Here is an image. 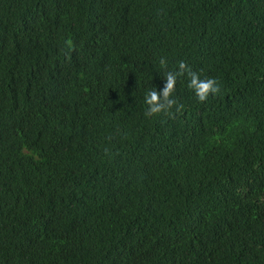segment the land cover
Returning a JSON list of instances; mask_svg holds the SVG:
<instances>
[{
  "label": "trees",
  "instance_id": "16d2710c",
  "mask_svg": "<svg viewBox=\"0 0 264 264\" xmlns=\"http://www.w3.org/2000/svg\"><path fill=\"white\" fill-rule=\"evenodd\" d=\"M0 264H264V0H0Z\"/></svg>",
  "mask_w": 264,
  "mask_h": 264
},
{
  "label": "clouds",
  "instance_id": "9594fccd",
  "mask_svg": "<svg viewBox=\"0 0 264 264\" xmlns=\"http://www.w3.org/2000/svg\"><path fill=\"white\" fill-rule=\"evenodd\" d=\"M68 43L71 45V41ZM159 62L162 67H167L165 58H161ZM185 75L189 79V87L195 91L200 102H205L210 94H219L221 92L219 82L215 78L208 77L201 79L198 72L192 70L184 61H180L177 71L165 73L166 84L161 91L152 88L146 93V116L152 117L164 114L171 118L181 112L184 106L173 98V93L177 79ZM173 109H175V112H173Z\"/></svg>",
  "mask_w": 264,
  "mask_h": 264
}]
</instances>
